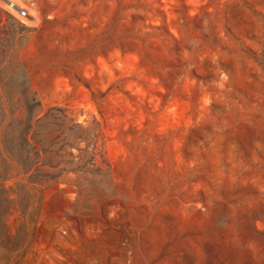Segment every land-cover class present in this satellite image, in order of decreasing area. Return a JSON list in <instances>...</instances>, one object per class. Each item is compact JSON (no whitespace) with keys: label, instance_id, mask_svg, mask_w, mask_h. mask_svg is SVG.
Returning a JSON list of instances; mask_svg holds the SVG:
<instances>
[{"label":"rangeland","instance_id":"obj_1","mask_svg":"<svg viewBox=\"0 0 264 264\" xmlns=\"http://www.w3.org/2000/svg\"><path fill=\"white\" fill-rule=\"evenodd\" d=\"M11 1L0 264H264V0Z\"/></svg>","mask_w":264,"mask_h":264},{"label":"trees","instance_id":"obj_2","mask_svg":"<svg viewBox=\"0 0 264 264\" xmlns=\"http://www.w3.org/2000/svg\"><path fill=\"white\" fill-rule=\"evenodd\" d=\"M30 100H27L29 103ZM14 138L17 141V146L14 150L5 146L8 152V158L16 161V174L22 173L27 174V179L30 183H42L45 179V174L41 173H30L33 166L36 164L37 160V151L34 146L28 140V125L23 126L18 130L17 134H14ZM6 179V177H4ZM24 186V185H23ZM24 193H27L26 191ZM37 213L30 216V220L32 221Z\"/></svg>","mask_w":264,"mask_h":264},{"label":"built area","instance_id":"obj_3","mask_svg":"<svg viewBox=\"0 0 264 264\" xmlns=\"http://www.w3.org/2000/svg\"><path fill=\"white\" fill-rule=\"evenodd\" d=\"M0 1H2V0H0ZM6 1H7L6 5L9 8H13L14 3L11 0H6ZM16 12L18 13L19 16L25 15V10L24 9L17 10Z\"/></svg>","mask_w":264,"mask_h":264}]
</instances>
